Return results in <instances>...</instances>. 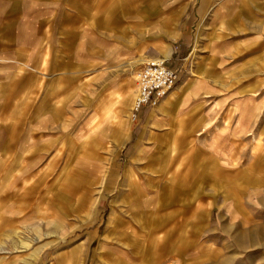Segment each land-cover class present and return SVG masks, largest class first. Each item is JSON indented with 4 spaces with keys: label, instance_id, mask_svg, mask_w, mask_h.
<instances>
[{
    "label": "rangeland",
    "instance_id": "rangeland-1",
    "mask_svg": "<svg viewBox=\"0 0 264 264\" xmlns=\"http://www.w3.org/2000/svg\"><path fill=\"white\" fill-rule=\"evenodd\" d=\"M152 58L178 79L132 118ZM261 68L264 0H0V264H264ZM217 165L240 201L200 210Z\"/></svg>",
    "mask_w": 264,
    "mask_h": 264
},
{
    "label": "crops",
    "instance_id": "crops-1",
    "mask_svg": "<svg viewBox=\"0 0 264 264\" xmlns=\"http://www.w3.org/2000/svg\"><path fill=\"white\" fill-rule=\"evenodd\" d=\"M261 69L264 70V68H261ZM261 78L264 80V76H262ZM41 122H40V124H41ZM40 124H39V126H40ZM140 139H141V137H140ZM138 142H139V140H138ZM36 144H38L39 146L42 145V143L40 141L39 142H36ZM41 156H42L41 154H37L36 157H35V161L40 160V157ZM215 168H217V170L216 171L214 170V172L211 173V174H208L207 171H205V170L198 171L197 174H196V178H195L196 181H195V186H194L195 187L194 197H195V200H196L197 207L200 208V210L201 209L202 210H205L204 206H202V202L204 200L203 197H204V194H206V192L204 190V188H205L204 185H206L207 183H209L211 179H212V185H213L214 188H217V186H221L222 189H223V187H224V189L226 191V194L234 195L237 198V200L240 201V199H238L239 198V195L241 193L240 187L237 186V185H232V186H229V187L225 186V184L228 183V182H230V180H231V179H228L229 177H231V172H230L229 168L224 167V166H220V165H217ZM225 168H226V172L224 171ZM30 172H31V170H30V164L25 165V167L23 168L21 177L22 176L27 177L28 173H30ZM183 172H184V174H183L184 176L182 178V182L186 183V181L189 180L188 179L189 178V175L188 174L190 172V167L189 166L188 167H185V169H184ZM144 177L145 176H143L139 172H136L135 174L132 173L130 175L129 181L127 183L128 185L131 186L130 188L127 189L128 190V193L130 191H133L135 193L136 197L144 196L145 195L144 194L145 188H143V187L140 186V184L144 180ZM18 180H20V176L19 175H14L12 177V179H11V183L17 182ZM38 181L40 183L42 180L41 179H38ZM39 183H37V185H36V188L38 187V190H39V186H40V185H38ZM68 188H69V191L70 192H72V189H74V191H77L78 190V187L77 186H75L73 188H72V186H70ZM186 188L187 187L185 186L182 190H186ZM176 191H177V189H176ZM30 192H32L31 189L28 190V193H30ZM84 194L79 197L80 202H82V203L84 201H86V196H84ZM208 194H210V192H208ZM79 205L80 204H78V206ZM211 208H212V203L210 202V204H209V210L207 209V211H206V212H208V214H209ZM203 212L199 213V215L203 214L202 215V219L200 218V216L198 217V219L199 218L201 219L200 222L207 221V219H208V216L205 213V211H203ZM70 254H72V251L70 252ZM72 264H76L75 261H73Z\"/></svg>",
    "mask_w": 264,
    "mask_h": 264
},
{
    "label": "built area",
    "instance_id": "built-area-1",
    "mask_svg": "<svg viewBox=\"0 0 264 264\" xmlns=\"http://www.w3.org/2000/svg\"><path fill=\"white\" fill-rule=\"evenodd\" d=\"M178 79L175 69L167 65L164 58L145 61L136 73L137 92L132 118H136L144 107H156L173 88Z\"/></svg>",
    "mask_w": 264,
    "mask_h": 264
}]
</instances>
